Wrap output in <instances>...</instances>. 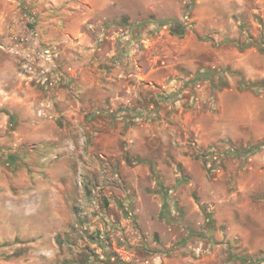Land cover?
Segmentation results:
<instances>
[{"label": "rangeland", "instance_id": "obj_1", "mask_svg": "<svg viewBox=\"0 0 264 264\" xmlns=\"http://www.w3.org/2000/svg\"><path fill=\"white\" fill-rule=\"evenodd\" d=\"M0 264H264V0H0Z\"/></svg>", "mask_w": 264, "mask_h": 264}, {"label": "built area", "instance_id": "obj_2", "mask_svg": "<svg viewBox=\"0 0 264 264\" xmlns=\"http://www.w3.org/2000/svg\"><path fill=\"white\" fill-rule=\"evenodd\" d=\"M43 53L49 58L51 56L50 49H45Z\"/></svg>", "mask_w": 264, "mask_h": 264}]
</instances>
